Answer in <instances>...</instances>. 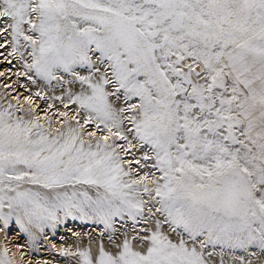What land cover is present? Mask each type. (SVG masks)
<instances>
[{"label":"snow or ice","instance_id":"1","mask_svg":"<svg viewBox=\"0 0 264 264\" xmlns=\"http://www.w3.org/2000/svg\"><path fill=\"white\" fill-rule=\"evenodd\" d=\"M0 66V264H264V0H0Z\"/></svg>","mask_w":264,"mask_h":264},{"label":"bare ground","instance_id":"2","mask_svg":"<svg viewBox=\"0 0 264 264\" xmlns=\"http://www.w3.org/2000/svg\"><path fill=\"white\" fill-rule=\"evenodd\" d=\"M12 79L14 81L15 80V77H13ZM3 83H4V78L3 77H0V97H2L4 95V93H5V91L3 90ZM14 87H15V85H14ZM8 91H10V90H8ZM27 94H28L27 92H22V91L19 92V93L16 92V91H10L9 98L11 96L20 95L21 96V102H23V96H25ZM13 102H15V101H13ZM39 102H40V100H37V103H39ZM39 105H41V107H46V105H44V106L42 104H39ZM7 239H8V242L10 244H25L26 245V241H22V239H20L16 235V229H15V227H13V229L10 232V234H9V236H8ZM3 242H4V240H3V234L0 233V244H2ZM56 244H57V247L58 248L61 246L60 243H56ZM12 250L13 251H16L15 248H13ZM23 251H25L26 253H29V259L32 260L33 264H35V261H37V260H41V261L47 260V261L50 262V264H61V263H63V262H59L58 263L59 259H62V258L61 257H58L56 254H49V255L43 254V256L42 255L41 256H36V255H34L33 252H31V249H29L27 246L23 249Z\"/></svg>","mask_w":264,"mask_h":264},{"label":"rangeland","instance_id":"3","mask_svg":"<svg viewBox=\"0 0 264 264\" xmlns=\"http://www.w3.org/2000/svg\"><path fill=\"white\" fill-rule=\"evenodd\" d=\"M3 67H5V66H0V69H2ZM3 90L5 92H10V91H8L7 89H4V88H3ZM21 91L25 92V90L23 88H21L18 91V93L21 92ZM38 104H42L43 106L45 105L42 100H40V102ZM87 227H88L87 225H81L78 221H69V223L67 225L63 226L62 228H60L58 230L57 235L55 237H51L50 233H49V236L53 240V242L60 243L62 245L63 241L61 240V237H65V238H70L71 237V233L68 232L67 229L71 228V229H73L75 231H82V230H85ZM22 241H26V240L22 239ZM68 243H71V239H68ZM64 246H67V245H64ZM31 252H33V251L31 250ZM33 253L36 256H41V255L43 256V254H45V255L56 254L58 257H60L55 250H50V244H48L46 242L45 243H41L39 245L38 253L37 252H33ZM59 262H63V258L59 259L58 263ZM61 264H63V263H61Z\"/></svg>","mask_w":264,"mask_h":264}]
</instances>
